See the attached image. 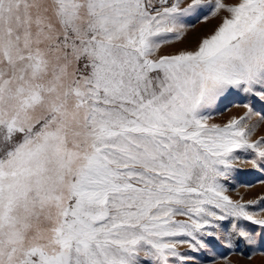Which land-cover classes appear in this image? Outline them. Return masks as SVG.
<instances>
[{"label":"snow or ice","instance_id":"1","mask_svg":"<svg viewBox=\"0 0 264 264\" xmlns=\"http://www.w3.org/2000/svg\"><path fill=\"white\" fill-rule=\"evenodd\" d=\"M232 91L264 100V0H0V264L264 242V196L227 186L264 171V135L247 104L209 114Z\"/></svg>","mask_w":264,"mask_h":264},{"label":"rangeland","instance_id":"2","mask_svg":"<svg viewBox=\"0 0 264 264\" xmlns=\"http://www.w3.org/2000/svg\"><path fill=\"white\" fill-rule=\"evenodd\" d=\"M216 23L214 19H210L207 24L193 21L185 34V43H195V36L207 33L210 28ZM175 48L184 47V43L176 42ZM249 105L252 109V114L248 117L247 123L249 126H255L254 139L264 135V121L260 120V116L264 115V100L259 97H251L242 92L232 91L226 98H223L213 111L209 114L213 118V122L225 123L232 117L243 116L247 109L243 105ZM264 171L252 169L250 165L245 166V170L233 173V178L227 184L229 187V195L233 199L243 197L245 201L257 199L264 196ZM250 185V186H249ZM264 208V203L255 205L250 210H258ZM259 215L264 216V212ZM259 233V226L250 225ZM181 251H185L184 248ZM195 264H264V242H259L255 245L248 246L244 243L228 247L226 244L213 242L210 250L203 253L193 254Z\"/></svg>","mask_w":264,"mask_h":264}]
</instances>
